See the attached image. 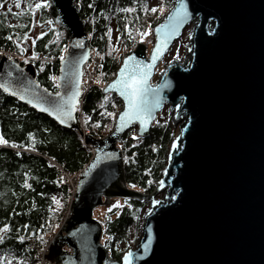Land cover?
I'll use <instances>...</instances> for the list:
<instances>
[{
	"label": "water",
	"instance_id": "water-1",
	"mask_svg": "<svg viewBox=\"0 0 264 264\" xmlns=\"http://www.w3.org/2000/svg\"><path fill=\"white\" fill-rule=\"evenodd\" d=\"M48 1L50 19L63 30L67 44L56 92L36 82L31 63L2 55L0 90L60 128L79 132L92 156L43 261L124 264L127 254L128 264H264V0H175L153 28L149 52L139 43L103 87L102 93L114 95L122 108L110 133L100 139L85 136L77 121L82 67L90 60L79 8L75 0ZM187 26L191 33L186 64L170 62L151 84L158 63ZM126 58L150 65L141 90L143 127L139 119L120 120L125 101L109 87ZM74 92L79 93L74 110L64 115L60 109L67 110ZM165 106L174 114L178 133L161 182L167 192L156 201L154 192L138 195L127 190L117 143L134 128L145 138ZM111 197L151 200L135 247L119 261L108 256L100 242L102 226L93 217Z\"/></svg>",
	"mask_w": 264,
	"mask_h": 264
},
{
	"label": "trees",
	"instance_id": "trees-1",
	"mask_svg": "<svg viewBox=\"0 0 264 264\" xmlns=\"http://www.w3.org/2000/svg\"><path fill=\"white\" fill-rule=\"evenodd\" d=\"M11 0H0V50L20 55L21 44L31 29L35 0H16L18 12L3 9ZM175 0H75L85 24L90 53L99 61L95 81L82 95L77 121L83 134L106 136L122 108L114 95L102 89L112 80L122 58L134 50L147 28L152 30L172 9ZM37 9L36 22L46 31L31 46L30 61L36 82L56 92L59 61L67 48L63 30L48 13L49 1ZM152 7L150 10L149 7ZM164 10L158 15L154 10ZM10 22V23H9ZM115 105V106H113ZM110 113L111 115H107ZM80 114V116H79ZM175 130L168 120H155L145 138L136 128L126 132L117 147L123 159V178L128 191L153 192L166 166V154ZM0 264H38L37 255L57 231L68 210L71 193L56 176L57 168L80 172L92 156L79 132L60 128L0 90ZM24 185H27L25 187ZM121 199L100 221V242L108 256L119 261L135 245L147 204L136 198ZM7 225V229H4Z\"/></svg>",
	"mask_w": 264,
	"mask_h": 264
},
{
	"label": "rangeland",
	"instance_id": "rangeland-1",
	"mask_svg": "<svg viewBox=\"0 0 264 264\" xmlns=\"http://www.w3.org/2000/svg\"><path fill=\"white\" fill-rule=\"evenodd\" d=\"M36 3L44 4V0H35V4ZM149 8H150V10L152 9L151 6ZM3 9L8 10L10 12H14V13L18 12L16 0L8 1L6 4H4ZM37 9L38 8H35V7L31 8L30 13H31V17H32V23H31L30 32L21 44L20 55H15L16 59H18L19 61H21L23 63H30L32 57L34 56V55H32L31 50H30L31 46H32L33 42L46 31L45 25H40L36 22V20L38 18V14H39L37 12ZM0 10H1V7H0ZM154 12L158 15H161L164 12V10L161 9L160 7H157L154 10ZM146 33H147V35H143V38L140 39L139 43L145 44L146 51L148 53L149 50L151 49V47L153 46L154 38L150 36L151 30L149 28H147ZM190 33H191L190 26H187L183 29L182 35L179 37V39H177L172 44V46L169 48L168 52L164 55L162 60L158 63L157 67L155 68L154 75L151 79V84H154L157 81L159 75L162 73L165 66H167L170 62L176 61L180 64H186V62L189 58V51L188 50L190 48V42H189ZM90 55H91V58H95L92 53H90ZM92 83L98 84L97 81H94ZM157 119L158 120H161V119L166 120L167 119L168 122L170 123L171 127L175 130L174 138L177 136L178 131H177V125H174V114L169 111L168 106H165L156 115L154 121ZM178 125H179V123H178ZM166 166H167V154H166ZM166 166L163 170L160 171L161 179L159 180V182H156L154 184L155 188L153 190V192H154L153 199L156 201L162 200L163 195H165L167 192V189L165 187L161 186V182L165 176V171L167 168ZM142 194H145V193H142ZM150 194H152V193H150ZM150 194H145V195H150ZM108 200H109V205L99 206L93 211V217L98 222L103 220L104 214L107 211H109L112 207H119L121 205V199L120 198L111 197ZM102 201H103V199H102ZM142 202H145V201H142ZM150 203H151V200L146 203L147 209L150 207ZM114 205H118V206H114ZM142 220H143V217H142ZM59 226H58V228H59ZM58 228H56V229L58 230ZM140 228H141V226H140ZM134 247H135V245L132 246L130 249H133Z\"/></svg>",
	"mask_w": 264,
	"mask_h": 264
},
{
	"label": "snow or ice",
	"instance_id": "snow-or-ice-1",
	"mask_svg": "<svg viewBox=\"0 0 264 264\" xmlns=\"http://www.w3.org/2000/svg\"><path fill=\"white\" fill-rule=\"evenodd\" d=\"M47 0H44L46 4ZM19 7V3H17ZM42 5L40 3H36L34 5L35 8H40ZM179 11V9H177ZM144 35H147L145 32ZM159 49V40L157 41V48L153 50V58H155V52ZM148 66H143L139 63H132L131 58H126L124 61V65L121 67L119 74L117 75L116 80L113 81L112 85L109 87H114L118 91V93L123 96L125 101L124 111L120 113V120L127 122L132 119H139L141 123V127L144 126V118L142 116V112L145 111V108L142 104L141 90L145 86V80L148 75ZM49 79L55 80V77H49ZM78 92L70 93L67 104L68 108L65 110L61 107V111L64 115H70V112L74 110L75 99L74 97L78 95ZM57 96L60 93H56ZM115 106V105H113ZM51 114V113H50ZM107 115H111L110 113H106ZM117 130H119V125L117 126ZM0 142H4L0 139ZM175 146V145H173ZM27 187V185H24ZM155 203V202H153ZM118 206V205H114ZM7 225H4V229H7ZM124 264H128V255L124 256Z\"/></svg>",
	"mask_w": 264,
	"mask_h": 264
},
{
	"label": "built area",
	"instance_id": "built-area-1",
	"mask_svg": "<svg viewBox=\"0 0 264 264\" xmlns=\"http://www.w3.org/2000/svg\"><path fill=\"white\" fill-rule=\"evenodd\" d=\"M0 54L2 56H5V57L16 58V56L14 54L6 52V51L0 50ZM39 59H40L39 56H36V57L33 56L31 61H35V60H39ZM97 70H99V61L96 57L91 58V56H90V60L85 65H83V67H82V72H83L82 87H81L82 95L86 92L88 87L93 84L92 82L95 81V76H96ZM79 116H80V114H79ZM57 172H58V174L56 176V179L60 183L65 184L67 186V188L69 189L71 195H73L74 190L76 188L77 180H78L81 172L69 173V172L63 171L59 167L57 168ZM50 240H51V238H49L46 245L42 249L39 250L38 255H37L38 264H53L49 261H43L45 255L47 253V246H48Z\"/></svg>",
	"mask_w": 264,
	"mask_h": 264
}]
</instances>
